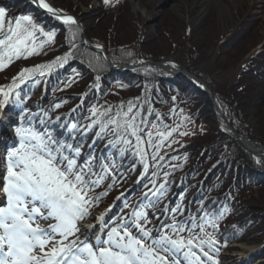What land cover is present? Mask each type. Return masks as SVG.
Wrapping results in <instances>:
<instances>
[{
    "label": "trees",
    "instance_id": "trees-1",
    "mask_svg": "<svg viewBox=\"0 0 264 264\" xmlns=\"http://www.w3.org/2000/svg\"><path fill=\"white\" fill-rule=\"evenodd\" d=\"M86 1L88 6L92 4V0ZM117 1L119 0H112L110 5L106 6L104 0H100V9L94 11L98 13L95 17L97 30L90 35L96 45H99L98 40L106 42L108 58L92 50V58L88 60L85 57L88 47L83 44V33L79 26L67 25L49 16L41 18L44 13L33 9L31 4L20 8L15 0H0V7L6 9L8 20L29 15L32 16L33 22L42 26L45 31L55 33L53 42L45 43L38 55L27 59H14L9 66L0 71V86L7 87L21 69L46 64L80 43L73 49L63 67L56 65L50 75L43 78L37 75L36 79L40 81L39 83L29 81L18 89L22 100H25L29 106L24 121L21 120L19 126L22 123L26 127L30 126L25 121L29 115H32L31 111L35 110L39 112L34 120L37 124L35 122L32 125L42 127L38 120L44 117L53 134H60L61 139H68L70 133L64 125L76 122L83 126L89 123L90 121L86 118L90 116L89 109L92 106H97L101 111L111 108L115 113L121 109L122 105L126 111L128 102L132 101L137 108L141 109L142 118L148 122L141 127L145 128V132L153 133L154 142L160 139L158 132L167 133L172 129L175 131H172L171 136L164 141L158 151L145 146L146 159L150 167L147 175H144L140 184L135 185L131 192L127 190L132 185L130 182L143 172V162L140 157L131 152L121 157L118 150L107 147V140L113 138L111 136L98 141L91 151L94 156L100 158L101 162L104 161V157L114 158L117 165L116 179H107L96 188L93 195L105 191L107 195L101 196L98 204L91 208V214L88 217L94 218L100 208L115 202L117 207L114 209L111 220L118 222L122 216L126 218L138 206L143 199V194L153 186V181L156 188L166 181L164 195L159 198L155 207L145 208L150 221L146 227L152 230L153 234L159 229V221L162 219L171 223L170 218L174 213L170 209L179 205L182 215H177V219L185 220L189 216H197L203 204L205 208H210L213 217L218 216L221 211L224 213L217 221L218 229L206 228L207 232L215 234L218 241L214 248L205 246V250L213 256V260L206 261V264H213V262L224 264L222 259L225 258L224 253L238 249L230 247L233 242L255 246L251 254V264L264 259V160L254 156L240 143L225 135L216 120L212 121L211 127L210 115L212 114L215 118L212 103L209 99L204 101L203 95L206 94L195 89L185 76L171 75L154 65L118 71L110 64V61L137 65L146 59L176 60L181 66L211 85L226 118L237 131L264 145V88L252 95L256 100L251 107L241 103L239 95L232 88L234 87L232 82L218 81V75L215 74L216 71H234L239 67L235 77L241 74L244 85L247 81L246 75L253 74L258 75L259 78L254 79L248 76L252 83L257 80L262 83L264 70L255 64L262 50L252 55L245 63L235 67L239 58L250 51L252 44L255 45L253 40L256 41L258 34L252 35L251 42L247 44L249 45L247 52L241 51L245 46L238 50L241 44L234 48L236 51L231 53L232 57L228 58V64L224 68L216 61L213 62L209 56L207 58L201 53H193L192 48L195 49L197 46L196 42H193L194 39L191 38L188 42V49L184 46L186 41L183 40L191 34L190 30L185 28L184 33L178 37L177 33L184 26L178 14L168 12L164 15L158 22L157 33L152 34L148 25L143 24L142 19L130 7L128 0ZM62 2L66 3V6L62 4L68 11L77 15L72 10L75 7L69 0H62ZM205 28L211 32L213 25L205 26ZM149 34L152 37H149ZM40 40H47V37L37 33V43ZM243 43L246 44L247 41ZM80 57L86 58V62ZM198 57L208 64L204 71H199L194 65ZM212 68L214 71H211ZM69 80H71L70 86L66 87ZM221 82L226 84V89H222L219 84ZM57 103L61 104L60 108L54 107ZM173 106L174 112L170 108ZM178 108L184 112L183 114L191 115V121L188 123L194 131L192 135L191 131L181 136L176 132V126L170 118L171 115L180 117L176 114L179 111ZM73 109L75 111H72ZM251 115L256 121L254 126L247 121ZM56 117H60V120L57 121ZM199 126L202 127L200 130ZM61 132L67 137L63 138ZM72 135H75L77 141L81 139L79 133ZM93 138L94 132L83 139L85 154L89 152L88 146L92 144ZM69 142L73 141L69 140ZM154 151H157L155 161L152 159ZM132 165H135L134 170ZM165 173L168 175L165 176ZM243 176L246 177L243 178ZM109 184L113 187L108 188ZM121 193L124 195L116 201V196ZM150 199L156 200V197H150ZM144 203L147 204V201ZM126 204L129 207H125ZM203 214L199 212V215Z\"/></svg>",
    "mask_w": 264,
    "mask_h": 264
},
{
    "label": "snow or ice",
    "instance_id": "snow-or-ice-1",
    "mask_svg": "<svg viewBox=\"0 0 264 264\" xmlns=\"http://www.w3.org/2000/svg\"><path fill=\"white\" fill-rule=\"evenodd\" d=\"M32 2L65 24L77 23L72 16L62 15L46 0ZM111 2L104 0L106 5ZM13 20H8L6 9L0 7V71L14 59L38 55L45 43L54 40L55 33L38 26L32 16ZM37 33L47 40L37 43ZM70 55L67 53L47 64L21 69L7 87L0 86V109L9 104L12 96L22 103L18 89L29 81L39 83L37 75L41 78L50 75L54 66L63 67ZM70 83L71 80L65 86H70ZM54 107L60 108L61 104ZM89 112L90 116L86 118L89 123L64 125L70 133L68 139L53 134L44 118L39 120L42 127H26L23 123L15 127L18 146L7 153L6 175L0 183V192L6 197V204H0V264H206V261L213 260L205 246L214 248L218 241L215 234L207 232L206 228L218 229L217 221L222 218L223 211L213 217L210 208L202 204L197 216L178 220L177 215H182V212L177 205L170 209L174 213L171 223L161 221L156 235L146 227L150 221L145 208L155 207L164 195L166 181L159 188L153 181V186L143 194L138 206L126 218L122 216L114 226L104 221V214L97 217L102 222L103 236H97L94 243L87 238V233L81 239V222L91 214V208L98 204L101 196L107 195V191L93 193L105 180L116 179L114 158L104 157L101 162L93 155L91 149L97 142L113 137L107 140V147L118 150L121 157L128 152L139 156L143 162V175H147L150 166L146 147L158 151L175 131L158 132L160 139L154 142L153 133L145 132L141 127L148 122L132 101L128 102L126 111L123 105L115 113L111 108L101 111L94 105ZM21 119L24 121L23 117ZM34 119L35 114L28 116L25 123L31 125ZM93 132L92 144L85 155L83 139ZM73 133H79L81 139L77 141ZM157 151L152 153L154 161ZM111 187L113 185L109 184L108 188ZM123 195L121 193L117 199ZM150 197H156V200ZM125 207L129 206L126 204ZM199 212L204 214L199 215ZM42 222H48V227H41ZM94 227L96 225H90L89 229Z\"/></svg>",
    "mask_w": 264,
    "mask_h": 264
},
{
    "label": "rangeland",
    "instance_id": "rangeland-1",
    "mask_svg": "<svg viewBox=\"0 0 264 264\" xmlns=\"http://www.w3.org/2000/svg\"><path fill=\"white\" fill-rule=\"evenodd\" d=\"M51 1L53 2V5L57 7L60 6L65 8L64 5L66 6V3L62 2V0H51ZM69 2L75 7L72 10L77 13V17L78 18L82 17L83 21L82 20L81 21L78 20V21L80 22L82 27L80 29L81 32H83V40H82L83 44H85L88 47L87 49L88 52L85 55V57L88 60H90L92 58L91 51L94 50V46H96V43L93 42L90 35L91 33H94L97 30L96 29L97 19L95 17L98 13H94V11L100 9L101 6L100 0H92V4L91 5L89 4V6L86 0H69ZM128 3L130 7L133 8V10L139 12L138 17L142 19L143 24L146 23L148 25L149 31L152 34L157 33L158 22L162 17H164V15H167L168 12L176 15L178 14L182 20L181 22L184 23V26L182 27L181 31L177 33L178 37H180V35L184 33L185 28H187V30H190V34H191L190 36L188 35L187 37H185L186 40H183L186 41L185 42L186 44L184 46H186V48L188 49V45H189L188 42L191 41V38L192 40L194 39L193 42L194 43L196 42L197 46H195L196 47L195 49L192 48L191 51L193 53L194 52H196V54L201 53L207 58L209 56L210 59H213V62L216 61L217 63L223 65L224 68H226V65L228 64V58L232 57V54L234 53V51H236L234 48H236L241 44L238 50L242 49V47L245 46L241 51L244 50L242 53L247 52V49H249V45L247 44L251 42L250 40L253 38L252 35H255L254 33H257L258 36L259 35L260 36L256 38V41L253 40L255 42V45L252 44L253 47L250 49V51L247 54L245 53L239 58L240 60L237 62L235 67H238L239 64L241 65L246 61H248L251 58V56L255 54L257 49L258 50L260 49V51L262 50L263 52L258 56V59H256L255 64H257V66L260 69L264 70V41H263L264 40V0H245L242 1V3H240L239 0L238 1L212 0L211 4L205 8L206 10L200 9V6L197 5L198 3L194 4L193 0H157V1L140 0L138 2H134L133 0H128ZM139 3L141 6L145 8V10H149V12H146L149 14V16L146 13H144V11L141 10V8L140 9L137 8V4ZM76 10L79 12H77ZM150 11H158V13L156 14V16L155 15L150 16L151 14ZM113 13L116 14V12ZM156 18L158 19V21L153 22V20ZM187 18H190V20ZM209 25H213L211 32H209L205 28V26L208 27ZM140 33L141 31L139 30V35ZM149 37H152V35L149 34ZM245 41H247L246 44L243 43ZM98 43H99L98 46L101 47L103 46V49L106 52L107 51L106 42L105 41L100 42L98 40ZM98 53L103 54L102 52H98ZM86 58L84 59L80 57L82 61L87 60ZM80 59L79 61L82 62ZM200 59L201 58L198 57V59L194 61L195 63L194 65L196 66V69H198L199 71L201 70L204 71V69L208 67V64L206 63V61H202V59L201 60ZM178 61H180V59H178ZM171 62H173V60ZM237 69H239V67L235 68L234 71L233 70L230 71L226 70L223 72L216 71L215 74L218 75V81L227 80L229 81V83L232 82L234 86L232 88L234 92H236V94L239 95L238 98L241 100V103L248 104L252 107L255 104V100H256L255 98L252 97V95H254L257 90L259 89L261 90V88L262 89L264 88V81H262L261 83L259 80H257L255 83H252L251 78H249L248 76H251L254 79H258L259 78L257 77L258 75H254V74L246 75L247 77L245 79L248 81V83L246 81V85H244L243 84L244 79L242 80V77H240L241 74L237 78L235 77ZM205 71H209V70H205ZM211 71H214V69L212 68ZM220 77H223V79H220ZM219 84L222 86V89L227 88L225 87L226 84L222 82ZM208 98H209L208 95H203L204 101H209ZM210 103L212 102L210 101ZM211 105L212 108H214L213 104ZM170 108L171 111L174 112V110L172 109L174 108V106ZM177 110H179V108ZM183 113L184 112H182L181 110L177 111L176 114L180 117L171 115L170 120L173 122V125L176 126V132L180 136L181 133L190 132V131L192 135L194 131L192 130V126H190L188 123L191 121L190 120L191 115L188 114L185 115ZM189 113H191V111H189ZM215 118L214 116H212V114L210 115L209 122L211 123V127L213 125L212 121L215 120ZM247 121L251 126L252 125L254 126V123L256 122L254 120L253 115L248 117ZM201 128L202 127L199 126V130ZM245 177L246 176H243V178ZM88 226L89 224L84 225L82 231L86 230ZM82 238L84 239V237ZM233 246L238 247V249L235 251V253L234 250L233 252H229V256H227L228 260L231 259V257L234 255H236L234 256L235 260L237 259L239 260L242 259V261L249 260L250 250L247 249H252V248L248 247L247 244L243 245L242 242L237 243L236 245L234 244ZM239 246L242 248H239ZM243 248L244 251L240 250ZM253 248H255V246H253ZM260 262H264V259H261L256 264H259Z\"/></svg>",
    "mask_w": 264,
    "mask_h": 264
},
{
    "label": "bare ground",
    "instance_id": "bare-ground-1",
    "mask_svg": "<svg viewBox=\"0 0 264 264\" xmlns=\"http://www.w3.org/2000/svg\"><path fill=\"white\" fill-rule=\"evenodd\" d=\"M156 1H157V0H156ZM237 1H238V0H237ZM239 1H240V3H242V1H245V0H239ZM46 2H47L50 6H52L53 8H55L54 5H53V2H52L51 0H46ZM211 2H212V0H193V3H194V4H195V3H198L197 5L200 6V9H204V10H206L205 8L208 7V6L211 4ZM137 8H139V9L141 8V10H143L144 13L147 12V11L145 10V8H144L143 6H141L140 4H137ZM146 14L149 16L148 13H146ZM151 14H154V11H152ZM151 14H150V15H151ZM2 122H5V125L8 124V122L5 121V120H2ZM243 141H244V143H245L250 149H253L254 151L260 149V146H259V145L252 143V142L249 141V139L246 138V137L243 138ZM168 214H169V213H168ZM240 248H242V247H240ZM240 250H243V251H244V248H243V249H240ZM245 251H247V250H245Z\"/></svg>",
    "mask_w": 264,
    "mask_h": 264
},
{
    "label": "water",
    "instance_id": "water-1",
    "mask_svg": "<svg viewBox=\"0 0 264 264\" xmlns=\"http://www.w3.org/2000/svg\"><path fill=\"white\" fill-rule=\"evenodd\" d=\"M153 22H156V19H154L153 20ZM166 68H168V67H166ZM186 73V72H185ZM205 85V87L206 88H208L207 87V85L206 84H204ZM212 97V96H211ZM212 101H213V103H214V106H215V108H216V110L217 111H219V109H218V106H217V104H216V101H215V99H214V97H212ZM226 126L229 128V130L231 131V133H232V135L238 140V141H240L241 143H243L244 144V142H243V140H242V136L240 135V134H238L232 127H231V125L229 124V123H226ZM245 145V144H244ZM251 152H253L254 154H256V155H264V147H262L260 150H253V149H250L249 147H247Z\"/></svg>",
    "mask_w": 264,
    "mask_h": 264
}]
</instances>
